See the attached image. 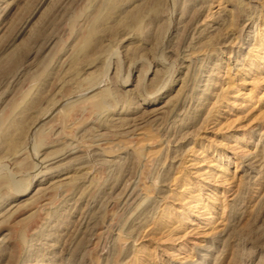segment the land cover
<instances>
[{"label": "rangeland", "instance_id": "374dc122", "mask_svg": "<svg viewBox=\"0 0 264 264\" xmlns=\"http://www.w3.org/2000/svg\"><path fill=\"white\" fill-rule=\"evenodd\" d=\"M0 264H264V0H0Z\"/></svg>", "mask_w": 264, "mask_h": 264}, {"label": "bare ground", "instance_id": "6f19581e", "mask_svg": "<svg viewBox=\"0 0 264 264\" xmlns=\"http://www.w3.org/2000/svg\"><path fill=\"white\" fill-rule=\"evenodd\" d=\"M77 157H78V156H77ZM74 159H75V158H74ZM48 162H49V161H48ZM47 173H48V172H47ZM50 173H51V172H50ZM78 175H79V174H78ZM68 177H69V176H68ZM82 179H83V178H82ZM56 182H57V181H56ZM56 182H54V184H55ZM56 186H57V184H56ZM56 186H55V187H56Z\"/></svg>", "mask_w": 264, "mask_h": 264}]
</instances>
